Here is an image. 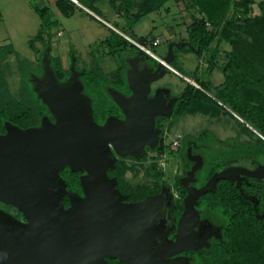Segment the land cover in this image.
<instances>
[{"label":"water","instance_id":"water-1","mask_svg":"<svg viewBox=\"0 0 264 264\" xmlns=\"http://www.w3.org/2000/svg\"><path fill=\"white\" fill-rule=\"evenodd\" d=\"M146 37L137 42L145 45ZM189 43L170 42L162 57L167 63L175 59L173 47ZM50 46L42 56L43 74L31 73L33 90L45 103L54 121L43 116L39 126L21 128L4 121L0 133V203L16 208L25 221L0 208V264H106V257L125 264H192L179 254L208 246V239L220 230L210 225L196 233L199 223L197 200L216 189L220 179L236 181L244 197L253 202L256 215L257 197L240 187L246 176L264 177V164L253 169L230 165L215 171L200 187L195 173L202 167L200 154L187 157L193 163L180 178L186 190L183 210L172 242H158L164 220L160 218L161 193L147 195L140 201L125 202L126 196L116 187L117 180L107 174L114 169L116 156L140 158L144 145L154 148L160 128L155 117L170 113L176 98L162 91L148 96L151 83L160 79L167 67L160 61L146 63L139 48L125 60L129 96L115 88L107 91L124 115H108L103 123L95 121L92 100L83 92L82 72L71 64V75L58 82L49 56ZM140 67V63H142ZM79 175L82 193L68 190L60 172L65 167ZM69 205L64 206V198Z\"/></svg>","mask_w":264,"mask_h":264},{"label":"trees","instance_id":"trees-1","mask_svg":"<svg viewBox=\"0 0 264 264\" xmlns=\"http://www.w3.org/2000/svg\"><path fill=\"white\" fill-rule=\"evenodd\" d=\"M85 2L91 5L92 0H85ZM109 3L114 12L125 17L126 27H132V23L144 15L163 14L164 11L171 8H181L187 14L188 21L184 20V15H179L180 21L182 20L185 26L186 36L182 37L177 32L178 42L189 43L186 45L188 49L195 51L199 58L204 59L206 72L210 73L214 69L222 72L223 80L214 85L213 96L217 99V105H219V101L230 108L232 113H229L240 124L238 138L242 134L248 136V140L240 141V143H247L248 150L244 151L239 158L233 157L230 161L209 167L201 178L202 182L218 169L238 162V159L243 162L249 160L247 164H255L261 157H264V139L260 136L264 137V2L259 3L260 15L257 17H252L250 14L254 0H109ZM55 4L65 17L71 16L76 9H80L72 0H56ZM34 9L39 12L41 17V28L35 37L42 39L44 30L51 24L47 17L48 7H34ZM177 12L180 11L177 9ZM162 16L159 15V18L161 19ZM208 21L210 25H208ZM162 25L176 34L173 25L165 23ZM121 31L110 29L113 35L107 36L101 41V46L103 45L106 49L102 51V55H115L123 51L126 45L135 47L136 51L139 49L125 38L120 33ZM122 32L128 35L126 32ZM157 33H150L148 36L147 45L151 48L154 47L153 40ZM42 41L46 45L47 39H42ZM171 41L176 42L172 38H167V42ZM223 43L228 45L227 50L222 48ZM180 47L181 45L178 46V48ZM175 49L173 48L174 53ZM90 56L92 59L98 57L95 54H90ZM53 62L56 69H61V62L58 58ZM194 72H198V70L195 69ZM31 73L33 72L23 73L24 80L21 81L20 86L21 96L18 100H14L10 98L7 89L4 88L6 84L0 65V132L5 131L4 121H10L19 127L36 125L40 115L44 112L42 111L45 109L43 104L41 105L42 110L36 111V92L32 89ZM55 74L60 78H65L67 72H55ZM195 76L197 80L194 82L201 88L186 81L187 89L180 93V107H177L175 111H180L182 107L193 106V102H198L202 97L212 102L213 97L207 90L208 83L199 74ZM111 81L119 86L126 85L122 69L106 72L99 67L98 62L94 67L86 68L83 73L85 91L92 99L96 119L103 120L112 112L113 108L117 107L110 100L106 89ZM104 91L107 97H103L104 93L102 92ZM197 140L196 138L187 139L186 146L197 144ZM165 150L166 144L163 139H160L158 145L150 151L152 162L149 172L154 178V182H152L151 189L141 196L135 193L134 186L127 185L125 182L124 173L127 164L122 160L117 163L114 169H108L107 174L116 178V187L127 195V200H136L151 193H161L162 196L172 197V188L180 186V201L176 199L174 202L170 201L172 213L177 217L182 212L186 190L181 185L178 175L173 183L165 178V172L159 166L158 161ZM185 151L186 148H184V154ZM141 160L139 163L148 160L146 152L142 153ZM187 163L186 169L190 166ZM81 172H73L67 166L61 170L60 174L66 182L68 190L82 193L79 181ZM243 191L250 192L245 187ZM253 192L259 198L258 213L264 212V190H260L259 193ZM68 205L69 200L65 197L64 206ZM7 207L12 214L21 216V212L16 208L10 205ZM196 208H199L202 216L220 226V234L218 237H214L208 246L189 252L192 264H264V217L256 215L252 202L244 197L233 183L225 179L218 180L215 190L208 191L199 197ZM106 264L125 263L117 258L106 257Z\"/></svg>","mask_w":264,"mask_h":264},{"label":"rangeland","instance_id":"rangeland-1","mask_svg":"<svg viewBox=\"0 0 264 264\" xmlns=\"http://www.w3.org/2000/svg\"><path fill=\"white\" fill-rule=\"evenodd\" d=\"M55 2L56 0H0V65L6 84L4 88L7 89L10 98L14 100H18L21 96L20 86L21 81L24 80L23 73L33 69L31 64L35 61L33 59L39 52V49L37 52L33 51L30 45V42L34 40V44L36 43L35 36L41 28V17L34 7H48L47 17L50 19L51 24L44 30L42 37L47 40L48 34L53 37V55H59V57L67 56L66 53L71 50L76 53L77 59H83L81 62L85 63L87 67H94L95 63L99 62V67L102 70L115 72V64L118 63L117 57L102 55V51L106 49L103 45L101 46V41L105 37L113 35L109 27L98 22L83 10L76 9L72 16L65 17L59 11ZM260 2H264V0H254L250 13L252 17L260 15ZM177 9L180 12H177ZM177 9L176 7L171 8L164 11L163 14L150 13L132 23V27L124 25L125 19L122 22L118 19L112 20L109 13L104 14L101 12L100 15L116 25V30H122L136 40L140 35L145 36L146 34L158 32L162 35H156L155 38L162 40L173 37L178 42L179 35L177 32L182 37L186 36L185 26L182 23L183 21H180L179 15H184L185 21H188V17L181 8L177 7ZM159 15H163L161 19ZM163 23L173 25L176 34H172V30L166 29L164 25L161 26ZM207 23L210 25L209 21ZM167 47L168 43L162 40L158 45L149 48L157 55L163 57L167 52ZM175 48V59L169 64L176 67L180 73H175L168 69L161 79L152 82V87L157 90L160 87L159 85L162 84L160 88L164 89L167 94H177L185 91L187 82L196 81L197 77L195 75L199 74L208 83L207 90L212 95L213 100L211 102L202 97L198 102L194 101L193 106L182 107L180 111H175L177 107H180V96L173 112L156 116L157 123L163 130V139L166 144L165 156L164 158L161 156L158 160L159 166L164 170L165 178L172 182L171 175L178 162H180L179 158L182 157L184 162H189L184 157L187 139L196 138L198 139L197 146H194L193 149L199 152L203 158L202 167L197 170L199 180L202 181L201 178L209 167L230 161L233 157H241L240 155L248 150V145L246 142L240 143V141L248 140V136L242 134L238 138L240 124L230 114L232 113L230 108L219 101L218 104L220 106L217 105V99L213 96L214 85L219 84L223 80L222 72L217 69L212 70L210 73L206 72L204 59L202 57L199 58L197 53L191 49L189 50L186 45ZM222 48L227 50L229 47L223 43ZM33 53H35V56ZM90 54L98 56H93L95 57L94 60L96 59L95 62L91 59ZM150 59L153 58L150 57ZM153 61L155 62L154 59ZM195 69L198 72H194ZM184 75L187 78L189 77L188 79L191 82L187 81ZM109 85L119 87L113 81L109 82ZM102 93H104L103 97H107L105 91ZM234 116L236 115L234 114ZM174 139L179 140L182 145L181 150L173 153L171 146ZM260 160H264V157H261ZM124 161L126 162V160ZM151 162V160H146L137 165L128 164L124 173L127 185L134 186L136 188L135 193L140 196L153 186L154 178L149 172ZM248 162L249 160L243 162L238 159V162L235 163L247 165ZM128 163L135 164L133 162ZM172 193L173 195L175 194L176 200L180 201L181 197L176 188H172Z\"/></svg>","mask_w":264,"mask_h":264},{"label":"flooded vegetation","instance_id":"flooded-vegetation-1","mask_svg":"<svg viewBox=\"0 0 264 264\" xmlns=\"http://www.w3.org/2000/svg\"><path fill=\"white\" fill-rule=\"evenodd\" d=\"M59 32V31H58ZM63 33V32H62ZM52 36H48V40H47V43H46V45H44V43H43V41H42V39H40V38H37L36 37V43L34 44V42H35V40L33 41V42H30V45H31V48L33 49V51H35V52H37V50L39 49V52L36 54V57L33 59V60H35L31 65V67H33V69H31L30 71H25V72H33V74L34 75H36V76H38V77H41L42 76V74H43V72H44V70H43V66H42V56H43V53H44V51L46 50V47L49 45L50 46V49H49V56H50V58H51V61H50V66H51V68H52V70H53V72H67V75L65 76V78H60V77H58L57 75H56V78H57V81L58 82H63V81H65L70 75H71V64L72 63H74V67H75V69L77 70V71H79V72H82L81 73V76H80V80H81V82L83 83V92L84 93H86V91H85V84H84V82H83V73L85 72V69L86 68H88L86 65H85V63H83V62H81V60H83L82 58H79V59H77L78 57H77V55H76V53L74 52V51H69L68 50V52L66 53V55L67 56H63V57H59V55H53L52 54ZM164 38V37H163ZM162 40H164V41H166L167 42V38L165 39H162ZM161 40V41H162ZM160 41V42H161ZM159 42V43H160ZM171 42H173V41H171ZM175 42V41H174ZM167 43H170V42H167ZM145 45H147L148 44V38L145 40V43H144ZM136 48L135 47H133V46H130V45H126V47H125V49L123 50V51H121L120 53H118L117 55L115 54V55H113V56H116L117 57V61H118V63H116L115 64V68H114V70L115 71H120L121 69H122V72H124V75H125V72H126V70L128 69V64H127V62H126V58L127 57H130V56H133V55H135L136 54ZM33 55L35 56V53H33ZM56 58H58L59 59V61L61 62V69H56V67L54 66L55 64H54V62H53V60L54 59H56ZM92 59V58H91ZM145 59H146V63H148L149 65H155L156 64V62L157 61H153V59H150V57L148 56V55H145ZM93 61H94V59H92ZM144 62H142V63H140V67H142V64H143ZM177 70V69H176ZM178 71V70H177ZM178 72H180V71H178ZM167 73V72H166ZM165 73V74H166ZM164 74V75H165ZM163 75V76H164ZM162 76V77H163ZM161 77V78H162ZM160 78V79H161ZM126 79V78H125ZM159 80V79H158ZM152 84V83H151ZM160 87L162 86V84L161 85H159ZM33 87H34V84H32V89H33ZM108 87H111V88H115L116 90H118V91H120V92H122L125 96H129L130 94H131V91L128 89V87H127V84L126 85H122V86H111V85H109V86H107V88ZM160 87H158V89L157 90H155L153 87H152V85H151V90H150V92H149V94H148V96H153V95H155L156 94V92L157 91H162V93H163V95L165 96V97H167V99L169 100L170 98H176V100L173 102V104H172V107H171V109H170V113L171 112H173L174 111V108H175V104L177 103V101H178V99L180 98V93H170V94H167L166 92H165V90L164 89H162V88H160ZM106 88V89H107ZM34 91V90H33ZM35 92V91H34ZM87 94V93H86ZM88 95V94H87ZM89 97H90V95H88ZM110 97V96H109ZM91 98V97H90ZM92 100V99H91ZM110 100H112L111 99V97H110ZM113 101V100H112ZM114 103V102H113ZM44 105V108L45 109H43L42 110V108H41V105ZM116 105V104H115ZM117 106V105H116ZM92 108H93V106H92ZM36 111H40V110H42V111H44L41 115H40V119L38 120V123H36V125H32V126H39L40 125V123H41V120H42V117L43 116H47L48 117V119L50 120V121H54V117L52 116V114L50 113V110H49V108H48V106L45 104V103H43L42 102V100H41V98H39L38 97V95H37V93H36ZM108 115H115V116H117L118 118H120V119H123L124 118V115H123V113L121 112V110L118 108V106L116 107V108H113L112 109V112H110ZM107 115V116H108ZM93 116H94V111H93ZM106 116V117H107ZM106 117L103 119V120H99V119H96L95 117H94V119H95V121L96 122H98V123H103L104 122V120L106 119ZM157 118L155 117V127H158V128H160L161 129V131H160V133H159V135H158V143H159V141H160V139H163V130H162V128H161V126H159V124L157 123V120H156ZM28 127H30V126H28ZM21 128H26V127H21ZM5 132V131H4ZM4 132H0V133H4ZM175 140V139H174ZM174 140L172 141V146H171V149L173 150V153L174 152H178L179 150H181V142L179 141V140H177V143H173L174 142ZM163 141H164V139H163ZM158 143H157V145H158ZM164 143H165V141H164ZM156 145V146H157ZM155 146V147H156ZM192 146H197V144H192V145H188V146H186V144H185V148H186V151H185V158L186 159H188V157H187V149L190 147L191 148V154H199V152H197L196 150H194L193 149V147ZM154 147V148H155ZM154 148H151L150 146H148V145H144L143 146V149H142V151H141V153H140V158L139 159H136L134 156H132V155H126V156H124V157H117L116 156V161H115V166L117 165V163L120 161V160H122L123 162H125L124 160H126V164L128 165V164H132V163H128V162H133V163H139V162H141L142 160H141V156H142V153H144V152H146V154L148 155V160H152V158H151V156H152V153L150 152L152 149H154ZM163 154H165V152L163 153ZM162 154V155H163ZM161 155V156H162ZM180 159V162H178V164H177V166H176V168L174 169V172L172 173V175H171V177H172V182L171 183H173L174 181H175V178L177 177V175H178V178H179V181H180V178L182 177V176H184L185 175V172L191 167V165H192V161H190L189 159V164H190V166L186 169L185 168V165H186V162H184V160L182 159V157H180L179 158ZM128 161V162H127ZM258 164H264V160H259L258 162H256L255 164H252V163H249V164H236V163H234V164H229V165H226V166H224V167H222V168H220V169H218L217 171H219V170H221V169H223V168H225V167H227V166H230V165H240V166H244V167H246L247 169H253V168H255ZM137 165V164H136ZM84 171H82L81 173H83ZM212 175V174H211ZM210 175V176H211ZM209 176V177H210ZM195 177H196V181L195 182H190V185H193V186H195V187H200L201 185H203L206 181H207V179L205 180V181H201V180H199V177H198V175H197V172L195 173ZM226 180V179H225ZM170 181V180H169ZM226 181H228V182H231V183H233L235 186H236V181H229V180H226ZM218 182V181H217ZM217 182H216V187H217ZM181 183V182H180ZM181 185H182V183H181ZM183 186V185H182ZM179 187L180 186H176V189H177V191H178V194H179V196L181 195L180 194V192H179ZM184 187V186H183ZM237 187V186H236ZM240 187L242 188V190H243V188L245 187V188H247L250 192H248V193H245V194H247V195H254V196H256L257 194H255L253 191H256V192H258L259 193V191L260 190H264V177H262V178H260V179H256V178H253V177H250V176H248V175H246L242 180H241V183H240ZM238 188V187H237ZM238 190L240 191V189L238 188ZM122 192V191H121ZM240 193H241V191H240ZM81 194V193H80ZM123 194V193H122ZM151 194H158V193H151ZM151 194H145V196L144 197H141V198H139V199H136V200H127V195L126 194H124L125 196H126V198L124 199V201L125 202H136V201H140V200H142L143 198H145L147 195H151ZM242 195H243V193H241ZM172 195H173V193H172ZM175 195V194H174ZM172 196V197H170V196H166V195H163L162 197H163V204H162V206L160 207V211H161V214H160V218L159 219H157V221L158 220H164V225H165V227H164V229H163V232L162 233H160L158 236H157V240H158V242H172L173 241V239H174V235H175V233H176V230H177V223H178V219L180 218V216H181V214L179 215V216H177V217H175L176 215L174 214L173 215V213H172V210H171V208H170V201H175V196ZM244 196V195H243ZM257 197V196H256ZM257 199H258V201H257V203L259 202V198L257 197ZM249 200V199H248ZM251 201V200H250ZM252 202V201H251ZM252 205H253V202H252ZM8 205L7 204H4V203H0V208H2V209H4V210H6V211H8V207H7ZM183 210V209H182ZM198 210V212H199V208L197 209ZM9 212V211H8ZM10 213H12V212H10ZM182 213V212H181ZM261 213H264V212H261ZM14 215V214H13ZM16 218H18V219H20V220H22V221H25V219L23 218V216H22V214H21V216H16V215H14ZM159 222V221H158ZM207 225H210L211 226V228H212V230H216V229H219L220 230V226H218V224L215 222H212L211 220H209L208 218H205L204 216H202V214L199 212V223H198V225L195 227V230H196V233L197 234H199L201 231H204L205 229H206V226ZM214 237H218V236H215V235H212L209 239H208V241L210 242ZM191 250H188V251H184V252H181L179 255L180 256H184V257H186V258H188L189 260H190V255H189V252H190ZM191 261V260H190Z\"/></svg>","mask_w":264,"mask_h":264},{"label":"crops","instance_id":"crops-1","mask_svg":"<svg viewBox=\"0 0 264 264\" xmlns=\"http://www.w3.org/2000/svg\"><path fill=\"white\" fill-rule=\"evenodd\" d=\"M75 3V5H77L80 9H77V10H83L85 12H87L88 14H90V16L94 19H96L98 22L102 23V24H106L107 27H109L110 29H116V25L112 24L110 21H108L106 18H104L101 14L104 13V14H107L109 13L110 17L112 18V20H116L118 19L119 21H122L123 22V19H125V17H123L122 15L114 12V10L112 9V7L110 6V3H109V0H92V3L91 5H89L88 3H86L85 1H73ZM104 2V3H103ZM103 4V5H102ZM106 4V5H105ZM108 10V12H107ZM136 10V9H135ZM73 15V14H72ZM71 15V16H72ZM148 15V14H147ZM147 15H144L142 18H144L145 16ZM70 17V16H68ZM140 18V19H142ZM126 20V19H125ZM118 23V22H117ZM124 25L126 22H123ZM116 24V23H115ZM161 26H163L161 24ZM114 29V30H115ZM119 29V28H118ZM61 31V30H60ZM116 31V30H115ZM62 32V31H61ZM122 32V31H121ZM173 34V33H172ZM157 35H162L161 33L160 34H157ZM148 38L149 34H146L145 36H142L140 35L139 38H143V37H146ZM169 38H172L174 39L173 37H169ZM156 39V38H155ZM159 39V38H158ZM161 40H159L160 42ZM159 44V43H158ZM175 48V47H173ZM174 52V51H173ZM172 66V65H171ZM195 71V70H194ZM180 76V75H179ZM189 78V77H188Z\"/></svg>","mask_w":264,"mask_h":264},{"label":"built area","instance_id":"built-area-1","mask_svg":"<svg viewBox=\"0 0 264 264\" xmlns=\"http://www.w3.org/2000/svg\"><path fill=\"white\" fill-rule=\"evenodd\" d=\"M72 1H76V0H72ZM116 30V29H115ZM118 31V30H116ZM119 32V31H118ZM125 38H127L130 42H132L134 45H136L138 48H141L146 54H148L149 56H151L152 58H154L156 61H160L162 62L166 67L167 69L175 72V73H178V71L171 66V64L167 63L166 61H164L162 59L161 56L157 55L156 53H154L149 47L148 45H143V44H140L137 42V40H134L132 39L131 37H129L128 35L126 34H123L122 32H120ZM159 43V39L156 38L153 40V45L156 46L158 45ZM180 73V72H179ZM184 78L187 80V81H190L187 77L184 76ZM191 82V81H190ZM194 86L198 87V88H201L196 82L192 81L191 82ZM221 103V102H220ZM236 115V114H235ZM237 116V115H236ZM240 120H242L239 116H237ZM258 133V132H257ZM259 134V133H258ZM260 135V134H259ZM263 139L264 137L262 135H260ZM173 143H177V139L174 140ZM165 154L162 155V157L164 158Z\"/></svg>","mask_w":264,"mask_h":264}]
</instances>
